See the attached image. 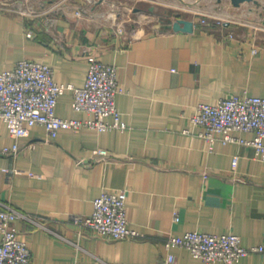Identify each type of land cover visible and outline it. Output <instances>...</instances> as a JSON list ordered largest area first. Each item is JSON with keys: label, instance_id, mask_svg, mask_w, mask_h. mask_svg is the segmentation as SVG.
<instances>
[{"label": "crops", "instance_id": "crops-1", "mask_svg": "<svg viewBox=\"0 0 264 264\" xmlns=\"http://www.w3.org/2000/svg\"><path fill=\"white\" fill-rule=\"evenodd\" d=\"M228 1L213 0L219 19L205 22L199 11L173 10V0L144 1L134 12L152 24L138 22L135 33L106 23L104 10L115 0H0V72L29 58L50 64L57 81L81 86L95 58L117 66L123 89L116 102L125 127H67L51 137L35 124L15 137L0 120V208L3 201L45 216V227L15 220L32 264H164L169 252L172 264H201L187 247L166 246L169 236L189 230L264 244V157L249 143L207 140L191 119L199 102L264 96V0ZM177 13L195 20L192 32L163 25ZM56 113L94 118L73 107L72 89ZM15 143L16 151L2 150ZM98 148L108 151L105 158ZM120 189L138 236L115 239L82 225L101 192ZM212 264H264V252Z\"/></svg>", "mask_w": 264, "mask_h": 264}, {"label": "built area", "instance_id": "built-area-1", "mask_svg": "<svg viewBox=\"0 0 264 264\" xmlns=\"http://www.w3.org/2000/svg\"><path fill=\"white\" fill-rule=\"evenodd\" d=\"M203 22L206 18L202 17ZM124 31V28H119ZM31 35L32 32L28 31ZM256 51V50H255ZM73 90V107L94 114L91 120L67 118L56 113L59 97ZM123 89L117 78V66L93 58L83 85L59 82L54 68L42 61L23 58L0 72V120L7 122L15 137L27 136L31 126L42 124L51 137L61 128L92 126L99 129L125 127L120 122V110L116 97ZM113 116V121H107ZM191 119L202 126L200 135L207 140L237 141L249 143L264 157V96L256 94H230L216 103L199 102ZM253 131L255 137L247 139L242 134ZM4 147V152L16 151ZM96 153L105 158L108 151L98 148ZM238 157H234V164ZM127 190H105L94 199L93 211L82 216L80 221L102 235L115 239L133 238L140 234L127 222ZM0 208V264H32L31 248L15 226L19 217L45 227V216L19 210L8 202L1 201ZM168 248L183 246L201 260L212 264L217 260L234 262L254 251L264 252V244L244 246L238 234L232 232L212 233L189 230L182 235H171L166 241ZM175 254L169 252L164 264H172Z\"/></svg>", "mask_w": 264, "mask_h": 264}, {"label": "rangeland", "instance_id": "rangeland-1", "mask_svg": "<svg viewBox=\"0 0 264 264\" xmlns=\"http://www.w3.org/2000/svg\"><path fill=\"white\" fill-rule=\"evenodd\" d=\"M144 1L147 2L148 0H115L114 2L115 4L113 8L106 7L104 10L110 15V17L106 20L107 21L106 23L112 25L114 24L115 26H118V28H124V29L126 28L128 30H132L133 25H137V23L139 22L138 25H140L142 28L144 27L150 28L152 21L150 22L149 20L146 19L144 21L143 17L142 19L138 18L134 12V6H138V4L140 3L145 4ZM199 2L207 6L206 9L200 8L198 2H195L194 4H186L185 2H182L180 0H176V1L173 0L172 3L170 2L167 3H170L172 5L173 10L190 12L189 14H191L192 11L193 12L199 11L202 17L206 19L212 17V15L215 18L219 19V16L216 15L219 10L212 7L213 0L212 2H210V0H199ZM227 2L229 1L227 0ZM180 14L182 16V13ZM160 19H163V17ZM137 31L138 30H132L131 32L137 33Z\"/></svg>", "mask_w": 264, "mask_h": 264}, {"label": "water", "instance_id": "water-1", "mask_svg": "<svg viewBox=\"0 0 264 264\" xmlns=\"http://www.w3.org/2000/svg\"><path fill=\"white\" fill-rule=\"evenodd\" d=\"M244 1L259 2V0H231V2L236 6H239ZM163 25L167 28H172L176 31L181 30L186 32H192L195 28V20L193 18L183 17L180 13H177L174 19L169 16H166Z\"/></svg>", "mask_w": 264, "mask_h": 264}]
</instances>
